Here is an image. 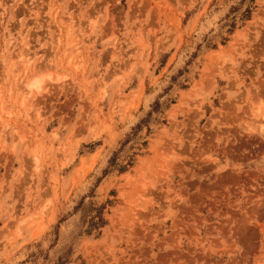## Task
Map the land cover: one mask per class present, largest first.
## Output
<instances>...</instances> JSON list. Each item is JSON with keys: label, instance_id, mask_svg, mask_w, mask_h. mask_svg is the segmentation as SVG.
Returning <instances> with one entry per match:
<instances>
[{"label": "rangeland", "instance_id": "obj_1", "mask_svg": "<svg viewBox=\"0 0 264 264\" xmlns=\"http://www.w3.org/2000/svg\"><path fill=\"white\" fill-rule=\"evenodd\" d=\"M0 114V264H264V0H0Z\"/></svg>", "mask_w": 264, "mask_h": 264}, {"label": "bare ground", "instance_id": "obj_2", "mask_svg": "<svg viewBox=\"0 0 264 264\" xmlns=\"http://www.w3.org/2000/svg\"><path fill=\"white\" fill-rule=\"evenodd\" d=\"M57 40V39H56ZM73 40V39H72ZM30 84H32V83H30ZM35 85V84H34ZM29 86H33V84L32 85H29ZM0 119H1V114H0Z\"/></svg>", "mask_w": 264, "mask_h": 264}]
</instances>
